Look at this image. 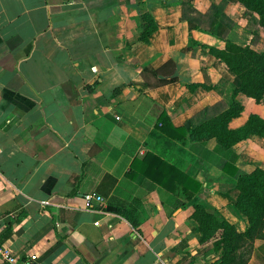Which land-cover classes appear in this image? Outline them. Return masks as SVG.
Masks as SVG:
<instances>
[{"label":"crops","instance_id":"crops-1","mask_svg":"<svg viewBox=\"0 0 264 264\" xmlns=\"http://www.w3.org/2000/svg\"><path fill=\"white\" fill-rule=\"evenodd\" d=\"M183 3L204 14L200 25L188 27ZM240 9L237 0H0V243L39 264H210L215 255L196 249L193 202L243 230L235 177L264 168V135L230 145L234 175L213 138L189 137L231 99L241 109L229 128L249 113L264 119V95L232 94L234 75L208 52L225 38L240 43ZM142 13L155 23L146 40ZM209 17L213 30L228 20L223 37L202 26ZM85 191L102 201L84 207ZM246 264H264V236Z\"/></svg>","mask_w":264,"mask_h":264},{"label":"trees","instance_id":"trees-1","mask_svg":"<svg viewBox=\"0 0 264 264\" xmlns=\"http://www.w3.org/2000/svg\"><path fill=\"white\" fill-rule=\"evenodd\" d=\"M244 7L243 13L256 15L258 25L264 28V0H237ZM182 16L186 18L188 27L200 25L204 14L198 13L190 4H182ZM142 28L139 39L146 40L148 33L155 28L151 17L141 14ZM214 17L207 18L202 26L214 32L218 37L226 33L228 20L217 22L213 30ZM191 40V39H190ZM191 46L194 40H191ZM254 42V39L252 40ZM208 52L219 59L235 78L232 84V94L241 92L250 96L255 102L262 101L264 95V49L257 50L251 43H237L224 39L222 47L208 46ZM166 61L156 69L155 74L164 69ZM175 79L174 75L164 77L159 82ZM241 105L231 99L228 106L212 117L192 126L189 137L192 141L202 142L213 138L214 149L223 155L220 168L234 175L236 166L233 161L237 154L230 148L235 141L249 134L264 135V119L255 113H249L244 123L237 128H229L227 121L240 112ZM191 192L197 188V182L192 180ZM234 197L232 204L236 210L245 216L247 224L243 230H237L233 223L223 217L216 216L206 210L203 205L193 202L190 217L194 221L193 229L197 232L196 249L213 253L215 258L210 264H246L254 238L264 236V168L253 165L248 171L236 175L233 184Z\"/></svg>","mask_w":264,"mask_h":264},{"label":"rangeland","instance_id":"rangeland-1","mask_svg":"<svg viewBox=\"0 0 264 264\" xmlns=\"http://www.w3.org/2000/svg\"><path fill=\"white\" fill-rule=\"evenodd\" d=\"M239 11L240 20L244 25L243 29L239 30L238 41L240 43L249 42L252 47H256L259 50L264 49V28L258 25L256 15L252 13H243V9ZM221 22H226V20L222 18ZM253 39L254 42H252ZM198 250L202 251L201 249Z\"/></svg>","mask_w":264,"mask_h":264},{"label":"built area","instance_id":"built-area-1","mask_svg":"<svg viewBox=\"0 0 264 264\" xmlns=\"http://www.w3.org/2000/svg\"><path fill=\"white\" fill-rule=\"evenodd\" d=\"M102 199L103 197L95 191L82 193V204L84 207H89L94 202H101ZM34 258L35 254L33 253L26 256L17 255L7 245L0 243V261L4 264H31Z\"/></svg>","mask_w":264,"mask_h":264},{"label":"water","instance_id":"water-1","mask_svg":"<svg viewBox=\"0 0 264 264\" xmlns=\"http://www.w3.org/2000/svg\"><path fill=\"white\" fill-rule=\"evenodd\" d=\"M0 264H4V263L0 261ZM31 264H39V263L32 261Z\"/></svg>","mask_w":264,"mask_h":264}]
</instances>
